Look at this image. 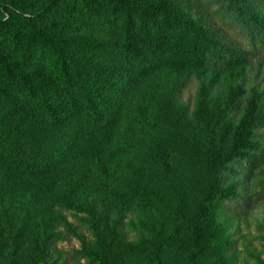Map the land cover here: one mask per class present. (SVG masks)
I'll return each instance as SVG.
<instances>
[{
	"label": "rangeland",
	"instance_id": "1",
	"mask_svg": "<svg viewBox=\"0 0 264 264\" xmlns=\"http://www.w3.org/2000/svg\"><path fill=\"white\" fill-rule=\"evenodd\" d=\"M49 2L0 0V26L13 27L20 15L36 14ZM191 17L247 48L238 33L209 13L192 10ZM4 60L16 72L18 62ZM12 95L0 80V115L13 105ZM251 98L264 115V54L246 66L149 76L133 93L132 110L104 153L105 173L92 166L83 178L74 175L57 184L36 206L6 196L0 233L9 237L31 211L30 230L49 236L45 264H148L151 243L168 239L173 242L163 264H264V162L242 182L244 169L231 165L219 189L233 200L222 204L210 191L207 159L227 153ZM144 101L145 108L131 118ZM256 132L254 140L264 142V128ZM69 138L67 132L30 128L13 143L49 156ZM78 182L76 193L70 192V184ZM25 238L23 249L31 256L33 246ZM22 264L33 263L24 258Z\"/></svg>",
	"mask_w": 264,
	"mask_h": 264
},
{
	"label": "trees",
	"instance_id": "2",
	"mask_svg": "<svg viewBox=\"0 0 264 264\" xmlns=\"http://www.w3.org/2000/svg\"><path fill=\"white\" fill-rule=\"evenodd\" d=\"M192 10L209 13L238 33L247 48L193 19ZM0 53V80L13 94V105L0 115V208L6 196H21L36 206L57 184L84 176L92 166L105 173L104 153L144 79L173 70L246 66L264 54V0H50L38 13L20 15L19 24L0 26ZM5 57L18 62L16 72ZM256 109L251 98L227 153L207 157L210 191L222 204L233 200L219 189L229 167L244 169L242 182L264 162V142L254 140L264 128V115ZM30 128L67 132L70 138L40 156L13 143ZM78 184H70V192L75 194ZM29 212L9 237L0 233V264H22L24 258L45 264L49 236L30 230ZM38 223L33 227L41 230ZM25 237L33 246L31 256L23 249ZM172 242L154 240L148 264H163Z\"/></svg>",
	"mask_w": 264,
	"mask_h": 264
}]
</instances>
